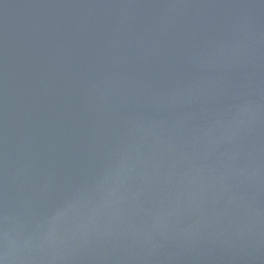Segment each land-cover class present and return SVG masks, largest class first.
I'll use <instances>...</instances> for the list:
<instances>
[{"label": "water", "instance_id": "95a60500", "mask_svg": "<svg viewBox=\"0 0 264 264\" xmlns=\"http://www.w3.org/2000/svg\"><path fill=\"white\" fill-rule=\"evenodd\" d=\"M0 264H264V0H0Z\"/></svg>", "mask_w": 264, "mask_h": 264}]
</instances>
